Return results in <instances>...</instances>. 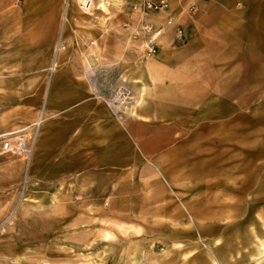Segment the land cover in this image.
<instances>
[{
  "label": "rangeland",
  "instance_id": "obj_1",
  "mask_svg": "<svg viewBox=\"0 0 264 264\" xmlns=\"http://www.w3.org/2000/svg\"><path fill=\"white\" fill-rule=\"evenodd\" d=\"M165 1L119 7L103 30L76 24L71 0H0V132L41 120L28 164L0 153V264H138L150 242L203 249L216 234L199 236L197 224L236 221L213 217L264 195V23L244 22L242 0ZM66 9L64 60L51 71ZM140 91L154 107L131 136L118 115ZM248 179L263 189L241 193ZM217 180L229 189H206ZM253 216L233 232L264 231ZM109 218L140 231L125 236ZM172 225L192 235L172 238Z\"/></svg>",
  "mask_w": 264,
  "mask_h": 264
},
{
  "label": "bare ground",
  "instance_id": "obj_2",
  "mask_svg": "<svg viewBox=\"0 0 264 264\" xmlns=\"http://www.w3.org/2000/svg\"><path fill=\"white\" fill-rule=\"evenodd\" d=\"M79 1L80 0H71L72 8L70 13L73 21L76 24L86 25L89 27H97L104 30L108 26V24L111 23L112 15L110 13L112 11H110V8L106 3L103 2L101 4V8L103 11L100 12L99 15H94L95 13L90 12L88 14L93 16L88 17L86 15V18L83 14H86L87 12H83L76 7L77 5H79ZM112 1L117 8L121 7V0ZM67 12L68 10L66 9L61 20L60 33L55 45L50 66L51 71H54L58 62L62 63V61L64 60V53L61 52L62 46L60 43L61 33L63 32L65 28V22L67 21ZM88 64L91 66V62H89ZM152 65L153 63L148 60L146 64V70L151 79L154 80L157 76V72ZM89 71H91V68H89ZM142 94L143 93L140 91L137 98H133L129 102L122 103L121 108L125 111V114L118 115L120 120L126 118L129 119V133L131 136L137 134L134 128L135 122L132 123V120L137 119L138 117H147V114L150 111L149 109L154 107L151 102L150 104L145 106V103L149 101ZM47 100V103L50 106V100L48 97L46 101ZM204 116L211 117L212 114L210 112H207L206 114H204ZM50 117L51 115L47 114V116L43 117L42 119L44 120ZM124 126L126 125L124 124ZM46 129L47 125H45V130ZM46 139L47 138L43 136L42 142L47 141ZM42 153L44 156L50 155V153H48V150L43 149ZM59 159H61V157H59ZM153 166L157 169L158 172H160L159 168L155 164H153ZM245 181H243V183L238 187V190L241 193H244L247 189L251 188L254 192L255 190H258L260 192L263 189L262 184L254 185L253 181L250 179ZM221 185L226 189H229V184L221 183L219 180L209 181L206 183L205 187L206 189H210L213 186ZM254 188L256 189L254 190ZM263 199V194L259 195L258 197L252 195L250 196L249 207L247 209L241 210L240 212H233L231 214H228L229 212L226 214L219 213L213 217V219L219 221L226 220L227 218H232L235 220L237 219L236 221H228L224 224H220L216 221H208L197 224V231L200 234L199 236H202V234H216V236L213 238H205L202 243L203 249H200V243H197L195 246H192L189 250H187L180 242H176V249L170 250L162 244H158V246L155 248L153 247V244H155V242H150V253H148L147 255L143 254V246H138L137 254L132 259V261L141 264L142 258L145 257V262L147 264H246L247 260L254 257L256 264H264V231L254 226H250L245 234H242L241 232L236 234L235 232H233V228L240 227V225H242V223L245 221H250L251 223L253 221H256V217L253 216L254 213H256L258 220L261 221V225L262 227H264V214L257 212V206L263 201ZM103 221L111 225L112 228H115L125 236H128L133 232L138 233L140 231L137 227L131 224H126L125 222L113 220L111 218L106 220L104 219ZM172 226L173 227L168 228L169 236L172 238L176 236L185 237L192 235L193 230L190 226H187L186 228H177L174 225ZM113 234L114 233L110 229H103L102 237L107 239L110 238ZM249 245H252V247L247 248ZM245 248H247L248 250L244 251ZM155 251L160 252L161 255H155ZM169 253H171L172 255L169 256Z\"/></svg>",
  "mask_w": 264,
  "mask_h": 264
},
{
  "label": "built area",
  "instance_id": "obj_3",
  "mask_svg": "<svg viewBox=\"0 0 264 264\" xmlns=\"http://www.w3.org/2000/svg\"><path fill=\"white\" fill-rule=\"evenodd\" d=\"M106 3L110 11L116 10L117 7L112 0H80L78 7L81 11L88 13L102 12L101 4ZM121 7H127L129 12L136 11L147 13V11L159 10L167 7L165 0H121ZM180 32V30H178ZM41 120L33 125H24L13 130L0 132V153L17 155L29 163L33 153L36 133Z\"/></svg>",
  "mask_w": 264,
  "mask_h": 264
},
{
  "label": "crops",
  "instance_id": "obj_4",
  "mask_svg": "<svg viewBox=\"0 0 264 264\" xmlns=\"http://www.w3.org/2000/svg\"><path fill=\"white\" fill-rule=\"evenodd\" d=\"M242 6L244 7L243 18L244 22H260L264 23V0H242ZM199 5H232L233 0H211L202 1ZM246 26V25H243ZM243 30V29H242ZM245 31V29H244ZM245 37V34H244ZM229 68V67H228Z\"/></svg>",
  "mask_w": 264,
  "mask_h": 264
}]
</instances>
